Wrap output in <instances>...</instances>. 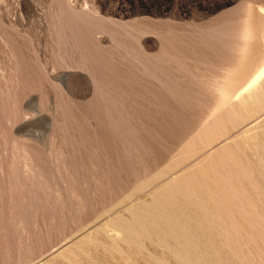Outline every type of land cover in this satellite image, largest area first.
<instances>
[{
	"label": "rangeland",
	"instance_id": "obj_1",
	"mask_svg": "<svg viewBox=\"0 0 264 264\" xmlns=\"http://www.w3.org/2000/svg\"><path fill=\"white\" fill-rule=\"evenodd\" d=\"M263 63L264 0H0V264H264Z\"/></svg>",
	"mask_w": 264,
	"mask_h": 264
},
{
	"label": "bare ground",
	"instance_id": "obj_2",
	"mask_svg": "<svg viewBox=\"0 0 264 264\" xmlns=\"http://www.w3.org/2000/svg\"><path fill=\"white\" fill-rule=\"evenodd\" d=\"M264 82V63L257 71L253 74L250 80L245 83V85L234 95V100H244V98L250 97L256 90L259 89L260 86L263 85ZM246 95H243V94ZM253 127V126H252ZM171 174V173H170ZM155 190V189H154ZM136 206V205H135ZM143 207V206H142ZM131 209V208H130ZM137 211V210H136ZM133 213V212H132ZM168 217V216H167ZM172 217V216H171ZM192 217V216H191ZM141 218V217H140ZM155 218V217H154ZM139 219V218H138ZM148 221V220H147ZM128 223V222H127ZM177 224V223H176ZM183 224V223H182ZM115 225V224H114ZM127 225V224H126ZM130 225V224H129ZM187 225V224H186ZM129 227V226H128ZM119 228V227H118ZM122 228V227H121ZM110 229V228H109ZM126 229V228H125ZM113 232V231H112ZM144 232V231H143ZM118 234V231L115 233ZM161 234V233H160ZM114 236V235H113ZM112 236V237H113ZM119 237V236H118ZM126 238V237H125ZM129 238V237H128ZM156 238V237H155ZM113 239V238H112ZM198 239V238H197ZM119 240V239H118ZM117 240V241H118ZM124 240V239H123ZM175 240V239H174ZM177 243V242H176ZM180 243V242H179ZM166 244V243H165ZM164 244V245H165ZM168 244V242H167ZM181 246V245H180ZM189 247V246H187ZM204 250V249H203Z\"/></svg>",
	"mask_w": 264,
	"mask_h": 264
}]
</instances>
